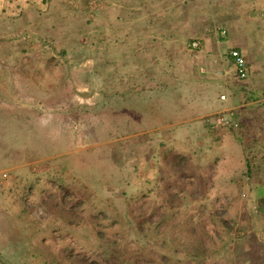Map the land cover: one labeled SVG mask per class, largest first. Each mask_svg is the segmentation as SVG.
<instances>
[{"label":"rangeland","instance_id":"obj_1","mask_svg":"<svg viewBox=\"0 0 264 264\" xmlns=\"http://www.w3.org/2000/svg\"><path fill=\"white\" fill-rule=\"evenodd\" d=\"M257 2L260 11L261 0ZM75 3L84 11L86 0ZM52 22H41L39 29L53 34L27 42L21 38L31 30L17 23L14 33H22L14 40L18 46L36 47L39 42L48 48L41 54L47 78L54 79L52 74L59 65L63 72L64 62L71 64L66 71L69 75L56 77V83L36 85L34 80L43 74L38 75L30 64H26L30 68L23 66L25 60L17 54H13L14 61L6 58L7 69L0 70L2 77L26 81L22 99L9 101L5 94L0 101V215L19 227L16 232L24 229V235L31 238L22 248L23 260L8 264H72L81 259L99 264L93 253L96 248H115L119 264H264V211L259 212L254 201L258 192L264 195V155L257 152L259 146L242 144L245 156L237 179L217 181L210 192L219 196H202L196 190V196L188 197L185 191L173 189L175 195H169L165 180L169 185L179 181L182 186L175 183V189L185 188V132H176L171 138L163 123L185 115V86L181 90L177 79L170 78L169 85L157 92L147 85L149 76L156 77L157 72L143 68L141 78L137 75L140 81L129 77L119 88L117 78L106 77L110 73L103 70V39L87 37L85 21L79 19L76 37L71 38L65 27L69 21L53 27ZM59 25L67 32L54 29ZM192 25L199 30L202 22ZM258 27L263 29L264 23L259 22ZM175 40L185 45V37ZM11 41L0 40V47ZM256 42L254 51L247 54L249 76L264 80V39ZM62 46H72L75 51L64 48L63 53ZM2 57L1 65L5 62ZM148 59L149 53H143V67ZM177 59H172L176 70L171 73L185 80V60L181 66ZM212 93L222 106L241 104L245 97L243 92L233 99L221 83ZM217 103L215 108L220 107ZM259 107L253 112L264 110ZM154 128L157 133L151 132ZM256 137L264 139V133L258 131ZM253 159L256 163L250 174L247 160ZM23 195V204L29 209L24 217L16 210ZM39 207L45 215L35 214ZM132 210L140 211V219L145 221L142 229ZM40 236L47 241L43 245L38 244ZM199 239L209 247L207 252L201 250ZM19 249L13 247V256L21 255L15 254Z\"/></svg>","mask_w":264,"mask_h":264},{"label":"crops","instance_id":"obj_2","mask_svg":"<svg viewBox=\"0 0 264 264\" xmlns=\"http://www.w3.org/2000/svg\"><path fill=\"white\" fill-rule=\"evenodd\" d=\"M94 3L97 5L96 8L93 6ZM257 3V0H86L83 11L76 8L75 0H0V20L2 21L0 40L13 39L0 47V56L5 59V62L0 64V70L7 69L6 58L11 57L14 61L13 54H17L16 57L21 56L25 60L23 66L30 64L34 70L38 71V75L43 74L40 80L37 78L34 80L36 85L56 83V77L68 74L66 71L71 64L64 62L63 72H59L61 65L58 68L55 67L57 69L52 74L54 79L47 78L45 69L41 67L45 63L41 61V54H44L48 48L42 47L39 42L36 47L24 44L18 46V41L14 39L18 38L22 32L19 31L15 35L13 27L19 23L25 30H31L29 34L21 38L23 42H27L26 39L37 40L36 38L41 39L49 36L48 34H53L50 32L43 34L39 29L41 22L53 21L51 23L53 27L55 23L57 25V23L64 24L69 21L68 26L65 25V27L69 28L71 38L76 37L74 32L79 19L85 21V35L99 36L103 39L101 47V55L104 57L103 70L110 73L106 77L117 78L119 88L128 83L129 77L137 79L138 75V78H141L139 71L143 68L157 72L156 77L149 76L150 81L147 83L157 92L163 91L161 87L169 85L170 78L177 79V86H181V90L185 86V112L183 113L185 115L181 120L173 123L164 122L163 128L171 138H174L176 132H185L187 178H185V188L179 187V189H175L178 187L175 183L182 186L179 181L174 183L170 181L169 185L165 180L168 185L167 190L171 192L169 195H175L173 192L175 190V192L185 191V196L192 197L196 196L197 194L194 193L199 190L202 196H219L210 192L215 188L217 181L237 179L238 167L241 166L240 160L241 158L243 160L245 154L237 137L238 132L234 133L231 129L222 127L215 128L208 118L221 110L233 111L237 107L243 108L242 111L239 109L241 115L253 121L250 126L256 130L255 133L258 131L264 133V110L260 113L253 112V108L257 106L255 102L244 103V97L243 103L237 105L230 103L231 106L224 104V108L221 109L222 103L218 99H213V93L211 94V89L221 83L228 94H233L234 99L235 95L243 93L238 90L240 84H248L250 87L255 85L254 88H257L264 83L263 79L255 78L254 74L247 80H238L234 62L230 56V50L238 48L243 52L248 63L247 54L254 51L253 48L257 45L258 39H264V28L258 27L259 22L264 23V0L260 2L262 4L260 11L254 9ZM193 22H202L199 30H194ZM181 26L182 29H180ZM56 28H59L58 31L62 33L67 32L60 25L54 29ZM183 37H185V45L182 44L183 41L180 43L175 40V38ZM62 48L63 53L65 49L75 51L72 46L69 48L62 46ZM90 49L93 51V47ZM143 53H149V59L146 60L144 67L141 61ZM176 58L181 66L185 60V80L181 77L176 78L171 73V70L173 72L176 70L172 61ZM59 60L62 61V59ZM251 68L253 71V64ZM159 71H167V73ZM163 77L166 81L162 79ZM137 80L140 81V79ZM22 85H26V81L0 76V101H3L2 97L5 94L9 101H19L25 93V90L21 89ZM217 102L220 103V107L215 108ZM168 128L171 129L167 131ZM156 129H152L151 132L157 133ZM170 141L174 140L170 139ZM258 144L262 147L264 141ZM191 156H197L198 159L190 161L188 158ZM188 192L189 194L186 195ZM20 200L21 204L16 210L20 216L24 217L29 214V209L23 204L24 195ZM0 219V264H8L15 259L23 260L22 248L30 243L31 238L27 234L24 235V229L16 232L19 227H15L13 221L9 222V218H4L2 213ZM45 242H47L46 239L40 236L38 244L43 245ZM14 246L20 247L19 252L15 254L21 255L13 256Z\"/></svg>","mask_w":264,"mask_h":264},{"label":"trees","instance_id":"obj_3","mask_svg":"<svg viewBox=\"0 0 264 264\" xmlns=\"http://www.w3.org/2000/svg\"><path fill=\"white\" fill-rule=\"evenodd\" d=\"M255 10H257L255 8ZM248 86V87H247ZM255 86V85H254ZM250 87L248 84H240L238 86V90L239 91H243L244 92V96H245V102H255V104L257 106H262L264 107V83H262V85H258L257 88ZM254 105V104H253ZM243 108H241L240 110L242 111ZM236 113V118L239 121V128L237 130L238 132V140L241 142V144H243V146L245 145L250 146L252 144H257L259 146L258 143L262 141H264V139H258L256 137V133L254 130V128L252 126H250V123H253V121L251 122L250 119H246V117L243 116V114L241 115V112ZM260 141V142H259ZM253 150V149H252ZM261 151V156L264 155V146L259 147V149H257V152ZM252 154V158H255V154ZM262 158V157H261ZM256 162L253 160H247V166L248 167V172L251 174V167L253 166V164H255ZM250 168V169H249ZM259 194L254 198L255 201V205H257L258 207V211L262 212L264 211V195H262V192H258ZM108 215V213H107ZM131 215H136V220H137V224L139 226V229H142L143 223L145 222L142 219H140L141 215H140V211L137 212V214L132 210V214ZM151 213L148 215L147 220H149L148 218H150ZM120 216V215H118ZM117 219H114V221H116ZM146 220V219H144ZM97 236L100 238H104V235L101 232H97ZM200 243L199 244L201 246V250L203 252H207V250H209V247H204L203 246V242L201 239H199ZM112 243V240H111ZM94 256H96L95 254H97V262H99V264H119V255H117V252L115 251V248L110 249V251H102L101 248H96L93 251ZM68 258V257H67ZM72 264H89L87 261H85V259H81L75 263Z\"/></svg>","mask_w":264,"mask_h":264},{"label":"built area","instance_id":"obj_4","mask_svg":"<svg viewBox=\"0 0 264 264\" xmlns=\"http://www.w3.org/2000/svg\"><path fill=\"white\" fill-rule=\"evenodd\" d=\"M225 33V31H222ZM230 56L233 59L235 65V73L236 76L240 80H247L249 78V67L246 60L245 55L243 52L238 48H233L230 50ZM222 99H225V95H221ZM208 121L212 124L215 128H227L231 130H236L239 128V121L236 118V113L234 111H228L224 113H218L210 116ZM7 176L6 174L4 175ZM37 216L45 215V210L41 207L34 210Z\"/></svg>","mask_w":264,"mask_h":264}]
</instances>
